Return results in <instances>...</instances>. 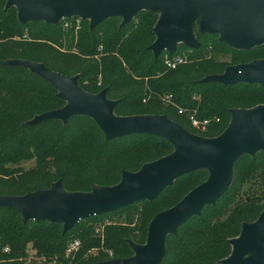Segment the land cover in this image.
<instances>
[{
  "label": "trees",
  "instance_id": "trees-1",
  "mask_svg": "<svg viewBox=\"0 0 264 264\" xmlns=\"http://www.w3.org/2000/svg\"><path fill=\"white\" fill-rule=\"evenodd\" d=\"M6 4L7 0H0L1 196L23 197L49 190L57 182L67 193L114 187L123 172L136 173L174 152L167 141L146 135L107 141L86 116L72 117L65 124L55 119L30 124L60 110L64 102L50 83L12 62L28 61L66 78L77 77L80 89L91 95L106 90V99L116 102L112 112L118 118L165 116L207 139L225 131L230 110L264 104V90L257 85L200 83L208 76L222 75L227 67L264 61L260 47L236 51L196 28L193 34L199 48H185L181 55L192 63L168 69L164 57L176 53L154 59L148 50L158 20L154 13L140 14L124 27L112 18L90 31L85 20L66 27L62 22L23 25L16 8ZM227 56L228 62L217 60ZM191 117L208 121L203 133L192 127ZM182 178L153 202H137L81 220L64 234L61 224L24 222L17 211L0 209V264H99L130 259L131 244H146L152 219L206 182L208 172ZM263 211L264 153L254 159L242 156L234 164L228 192L166 238L161 264H221L231 254L230 241ZM74 241L79 243L77 249L68 251Z\"/></svg>",
  "mask_w": 264,
  "mask_h": 264
},
{
  "label": "water",
  "instance_id": "water-1",
  "mask_svg": "<svg viewBox=\"0 0 264 264\" xmlns=\"http://www.w3.org/2000/svg\"><path fill=\"white\" fill-rule=\"evenodd\" d=\"M15 7L20 24L44 22L57 25L61 20L79 17L89 20V29L119 17L128 25L144 8L162 11L153 33L155 42L148 47L154 59L162 53L174 54L178 44L197 49L191 30L199 20L201 34L218 36L220 43L235 50H251L264 45V0H7ZM43 78L67 101L63 109L45 113L30 124L55 119L66 123L75 116L95 122L107 141L146 135L170 143L174 152L145 164L136 173H122L114 187L94 186L90 193H67L60 182L49 190L23 197L0 195V209H13L24 222L33 220L63 225V234L81 220L115 212L137 202H153L175 180L197 171H207L208 179L190 191L174 207L156 215L148 226L144 246L131 244L134 256L99 264H161L166 256L169 235L191 218L199 217L229 190L235 162L245 155L264 152V106L249 110H230V123L213 139L193 135L165 116L118 118L112 110L116 102L106 99V90L97 95L84 92L77 77L66 78L40 64L16 61ZM215 82L225 87L257 85L264 89V61L227 67L222 75L208 76L200 83ZM248 201V199H247ZM232 251L221 264H264V211L252 224H244L239 237L230 241Z\"/></svg>",
  "mask_w": 264,
  "mask_h": 264
},
{
  "label": "rangeland",
  "instance_id": "rangeland-1",
  "mask_svg": "<svg viewBox=\"0 0 264 264\" xmlns=\"http://www.w3.org/2000/svg\"><path fill=\"white\" fill-rule=\"evenodd\" d=\"M145 12H151V13H154V14H156L157 15V17L159 18L160 16H161V13H162V11H151L149 8H144L139 14H137L136 16H138V15H140V14H143V13H145ZM135 16V17H136ZM115 18H118L119 20H121L122 21V19L121 18H119V17H115ZM110 19H112V18H110ZM81 20H83V19H81V18H79V17H72V18H68V19H64V20H61L60 22H62V23H64L65 25H64V27H66V25H70L73 21H75L76 22V24L78 25L79 24V22L81 21ZM109 20V19H108ZM199 18L197 19V20H195V22L192 24V26H191V30L193 31L194 29L196 30V28H198L199 27ZM85 21L89 24V20H86L85 19ZM107 21V20H106ZM59 22V23H60ZM153 35H154V41L152 42V44L155 42V40H156V36H155V34L153 33ZM218 37V36H217ZM196 38V37H195ZM218 39V38H217ZM219 41V40H218ZM260 47V49H259V51H260V53H263V55H264V45H262V46H259ZM185 46L183 45V44H178L177 45V48H176V51H175V53L177 54V55H175V56H173V57H177V56H179V57H181L182 59H183V64L182 65H186V64H190V63H192L190 60H188V58L186 57V56H181V55H183L184 54V51H185ZM256 48V47H255ZM255 48H253V49H255ZM258 48V47H257ZM232 49V48H231ZM233 50H235V49H233ZM252 50V49H251ZM62 51L63 52H67L68 50H66L65 48H62ZM236 51H245V50H236ZM72 53H75V50H72ZM166 53V52H165ZM174 53V54H175ZM168 54V53H167ZM171 59H173L172 57L171 58H168L167 56H165L164 57V63H165V65H166V62L168 61V60H171ZM217 60H220V61H225V62H228L230 59H229V57L227 56L226 58H217ZM182 65H180V66H182ZM168 69H175V68H177V67H179V66H176V67H174V68H169L168 66H166ZM246 86H249V85H246ZM261 88V87H260ZM263 89V88H262ZM56 90V89H55ZM264 90V89H263ZM56 96L58 97V91L56 90ZM89 94V93H88ZM59 98V97H58ZM62 100V99H61ZM63 102H64V104H63V106L60 108V109H63L64 107H66L67 106V101H65V100H62ZM257 106H264V104H261V105H257ZM193 127V126H192ZM199 130V129H198ZM200 131V130H199ZM200 132H202V131H200ZM203 133V132H202ZM260 153H264V152H257L256 154H254L253 156H251V155H245V156H247V157H250L251 159H254L255 157H256V155L257 154H260ZM182 177H184V176H182ZM182 177H180L179 179H177V180H175L174 181V183L176 182V181H178V183H177V185L179 184V183H181L182 181ZM174 183L171 185V186H173L174 185ZM177 185H176V187H177ZM170 186V187H171ZM246 187V185H243V187H242V189H246L245 188ZM192 191V190H191ZM186 196V195H185ZM184 196V197H185ZM183 197V198H184ZM182 198V199H183ZM181 199V200H182ZM180 202V201H179ZM178 202V203H179ZM175 206V205H174ZM174 206H172V207H174ZM171 207V208H172ZM108 214V213H107ZM106 223V222H105ZM177 234V233H176Z\"/></svg>",
  "mask_w": 264,
  "mask_h": 264
},
{
  "label": "built area",
  "instance_id": "built-area-1",
  "mask_svg": "<svg viewBox=\"0 0 264 264\" xmlns=\"http://www.w3.org/2000/svg\"><path fill=\"white\" fill-rule=\"evenodd\" d=\"M183 64V59L179 56L173 57V59L168 60L166 62V66L169 68H174L176 66H180ZM179 114L181 115L182 112L180 111ZM191 124L194 128L199 129L200 131H205L206 127L208 126V121L199 122L195 120L193 117L190 118ZM79 243L74 241L70 244L68 251H74L77 249Z\"/></svg>",
  "mask_w": 264,
  "mask_h": 264
}]
</instances>
